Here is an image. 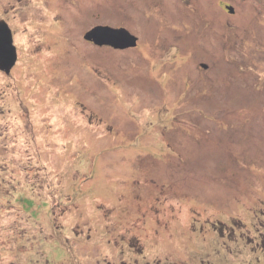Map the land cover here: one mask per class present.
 Here are the masks:
<instances>
[{"label":"rangeland","instance_id":"374dc122","mask_svg":"<svg viewBox=\"0 0 264 264\" xmlns=\"http://www.w3.org/2000/svg\"><path fill=\"white\" fill-rule=\"evenodd\" d=\"M0 21V264H264V0H0Z\"/></svg>","mask_w":264,"mask_h":264},{"label":"water","instance_id":"95a60500","mask_svg":"<svg viewBox=\"0 0 264 264\" xmlns=\"http://www.w3.org/2000/svg\"><path fill=\"white\" fill-rule=\"evenodd\" d=\"M233 13V8H228ZM85 39L99 47H112L116 50L135 48L138 39L125 29L97 27L89 32ZM18 61L13 34L4 21H0V70L10 75Z\"/></svg>","mask_w":264,"mask_h":264}]
</instances>
